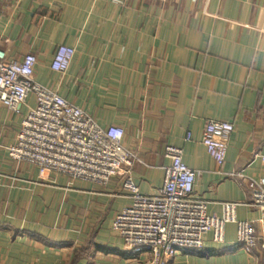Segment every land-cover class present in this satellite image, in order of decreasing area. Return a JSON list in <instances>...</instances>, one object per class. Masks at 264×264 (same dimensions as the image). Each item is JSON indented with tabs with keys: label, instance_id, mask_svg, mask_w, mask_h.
<instances>
[{
	"label": "crops",
	"instance_id": "obj_1",
	"mask_svg": "<svg viewBox=\"0 0 264 264\" xmlns=\"http://www.w3.org/2000/svg\"><path fill=\"white\" fill-rule=\"evenodd\" d=\"M60 45L75 50L65 74L52 70ZM0 50L34 55L39 85L122 128L136 156L106 187L42 179L9 156L35 98L20 116L0 104V264H147L112 225L131 204L127 174L141 194L162 187L169 146L198 173L210 216L238 203L239 221L260 219L249 205L252 181L264 187V0H0ZM209 121L234 126L222 166L202 143ZM170 264H264V252L246 253L230 224L223 244L208 235L198 255Z\"/></svg>",
	"mask_w": 264,
	"mask_h": 264
},
{
	"label": "built area",
	"instance_id": "obj_2",
	"mask_svg": "<svg viewBox=\"0 0 264 264\" xmlns=\"http://www.w3.org/2000/svg\"><path fill=\"white\" fill-rule=\"evenodd\" d=\"M74 55L73 48L60 45L52 70L65 74ZM36 65L32 54L22 61H8L0 50V104L20 116L29 98H35L16 144L9 148L10 158L34 166L42 179L62 176L106 187L136 160L123 146L124 130L101 128L82 109L39 85ZM233 133L230 123L209 121L206 125L202 143L220 166L226 161ZM187 140H191L190 134ZM166 158L170 165L164 169V182L156 194H141L129 174L123 182L131 204L116 215L112 228L133 257L147 256V264H170L181 253L198 255L208 235L215 244H223L230 224L236 226L237 244L246 253L264 252V187L260 183L252 181L249 205L261 212L256 222L238 220V203H222V216H210L208 203L194 194L198 173L184 162L183 150L169 146Z\"/></svg>",
	"mask_w": 264,
	"mask_h": 264
}]
</instances>
